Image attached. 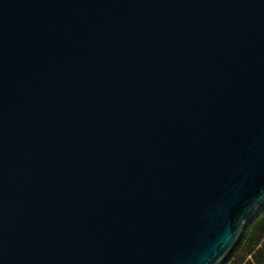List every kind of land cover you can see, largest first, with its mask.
Wrapping results in <instances>:
<instances>
[{
	"label": "water",
	"instance_id": "obj_1",
	"mask_svg": "<svg viewBox=\"0 0 264 264\" xmlns=\"http://www.w3.org/2000/svg\"><path fill=\"white\" fill-rule=\"evenodd\" d=\"M264 202V0H0V264H220Z\"/></svg>",
	"mask_w": 264,
	"mask_h": 264
},
{
	"label": "trees",
	"instance_id": "obj_2",
	"mask_svg": "<svg viewBox=\"0 0 264 264\" xmlns=\"http://www.w3.org/2000/svg\"><path fill=\"white\" fill-rule=\"evenodd\" d=\"M220 264H264V202L249 218Z\"/></svg>",
	"mask_w": 264,
	"mask_h": 264
}]
</instances>
